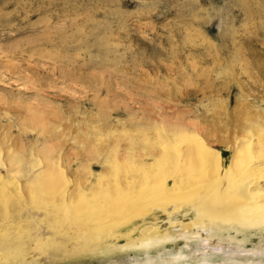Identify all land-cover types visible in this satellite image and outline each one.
<instances>
[{"label":"rangeland","instance_id":"1","mask_svg":"<svg viewBox=\"0 0 264 264\" xmlns=\"http://www.w3.org/2000/svg\"><path fill=\"white\" fill-rule=\"evenodd\" d=\"M232 150L236 168L221 180L212 156L227 164ZM150 151L159 155L152 164L141 157ZM260 151L264 0H0V264L142 261L144 250L130 247L139 240L123 232L155 221L135 215L154 204L178 207L177 221L190 210L194 224L150 255L189 253L197 241L190 250L184 240L197 227L216 230L240 216L233 207ZM103 165L99 179L93 172ZM66 188L68 204L59 197ZM65 214L78 225L56 223L26 255L24 238ZM233 234L199 249L217 252L216 262H264V233Z\"/></svg>","mask_w":264,"mask_h":264},{"label":"bare ground","instance_id":"2","mask_svg":"<svg viewBox=\"0 0 264 264\" xmlns=\"http://www.w3.org/2000/svg\"><path fill=\"white\" fill-rule=\"evenodd\" d=\"M204 144L205 143H203V145ZM209 151H211V150H209ZM237 151L238 150H236V151L232 150L231 151L232 152L230 154L231 157H230V159H229L227 164H223L222 163V157H221V155L219 154L218 151L215 153L214 156H212L213 160L212 159L211 160L213 162L211 160L210 161H211V163H215L216 162L215 164H216V168H217L218 172H216V171L215 172L218 174V176H219V178L221 180H223L224 178H227L226 176L229 177V176L233 175V173H234L233 168H234V166H236L237 157H239V156H237V153H238ZM150 152H153V151H150ZM156 152H158V151L155 150V154H156ZM159 152H161V150H159ZM206 153H205V155H206ZM148 154H149V151H148ZM155 154H154V152L151 153L148 156L143 154V155H141V157H144V156H145V158L149 157L148 160H152L151 161V164H152L153 159L156 158ZM209 154H211V152H208V155ZM253 154H255V152ZM258 155H259L258 158L255 157L253 159H249L250 161H248L249 162L248 172H247L248 179L241 186L242 187L241 196H242V200L243 201L241 202V204L237 205L236 207H233L234 210L239 212L240 216L239 217H235V218L234 217L230 218L231 221H227L226 220L228 222V224L226 226L225 225L223 226V224H222L221 226H218L216 230L213 229V227H212L213 225H211V224L210 225H211L212 229L211 228H203V227L200 228V227H197L198 228L197 233H195V234L191 233L192 236L189 234L191 237H187L184 240L185 241L184 247L187 248V249H190L189 242H191V240L197 241L196 242V244H197L196 247L197 248L195 250L194 249H192V250L190 249L191 251L189 253H185L182 250V247H181V248L178 249L177 252H165V253H159L156 256H151L150 255V250L155 248V247L162 246L165 243H175L177 241V239L180 238V237H177V236L174 235L175 232H179V231L183 230V228H187L189 226H193L194 223H192V222H194V220L192 218H190V216H189V214L191 212L190 210H185L182 213V215L186 216V218L185 219L182 218L183 220H179V221H177V218L175 217L176 213L178 212V210H177L178 207H175V206L167 208V207L161 206V204L158 205V206L156 204H154V206H156V207H154L152 205V206H150L148 208L139 209L137 212H135V215L139 216L142 219H144L146 215H152L153 217H150V218H155V221L151 222V221H148V220H142L141 219L142 223H138L134 227L132 226L133 228L131 227V229H129L126 233L123 232L124 234H127V236H128L127 239L128 240L134 241V242H135V240H139L135 244H131L130 247H132L134 249H138V250H144V254H145V257H144V259L142 261H138L137 260V261H134V262H132L130 264H264V262L259 261L258 259L257 260L255 259L256 261H254V262H253L254 259H252V261L248 260L249 262H245V261L244 262H240V261L231 262L232 260H230V258H228L229 256L224 258V259H222L223 262L222 261L216 262V261H213L212 259L214 258V260H215V257L218 256L217 252H215V251H213V250H211L209 248H204L203 250L199 249L202 245H204V246L207 245V240H209V239H213L214 237L217 238V239H220V238L223 239L224 238L223 237V233H226V236H225L226 240H228L230 242L232 240H237L235 238L234 234L231 235L232 232L237 234V233L241 232L242 230L244 231V230L255 229L256 231L264 233V151H260V153ZM158 156L159 155H157V159H155V161L158 160ZM141 157H140V160H141ZM207 157L209 158V156H207ZM145 161H146V159H145ZM145 161L141 162V164L144 163ZM102 163L105 164L104 162H102ZM146 164H148V163H146ZM149 164H150V162H149ZM174 167H176V166H174ZM88 168H90V167L88 166ZM88 168H87V170H90ZM39 169H42V168H39ZM42 170H37L36 169L30 175L28 174L29 177L25 180L26 182L23 184L24 191L20 187H18V185L16 187L12 185L10 192H11V195L13 196V198H15L17 200H21V198H22L21 190L23 191V193L25 192V193L28 194L30 188H32L34 186V185H32V187H30L31 185L29 186V184H32V183L34 184L35 183L34 179L36 177L40 176L39 174L42 172ZM60 170H62V169H60ZM101 170H103V173L100 172ZM101 170L98 171L97 173L93 172L96 175V177L99 178V179H100L101 176L104 175V171H105L104 170V165H103V168ZM45 172H46V170H45ZM61 172L60 173L62 174V176H64L63 175V173H64L63 170ZM88 172L92 173L91 171H88ZM43 175H44V173H42L41 177H43ZM96 177H95V179H96ZM244 177H245V175H244ZM91 178H93V177H91ZM245 179H246V177H245ZM35 180L37 182V180H39V178L38 179L36 178ZM236 180H238V178ZM178 183L179 182H177L175 184V182H172V184L169 185V188L167 187V189L170 191V188H173ZM27 186H29V187H27ZM3 187L4 188L6 187L7 189L9 188L8 184L7 185L5 184V185L1 186V188H3ZM26 187L29 190L28 189L26 190ZM171 191H173V190H171ZM3 192H4V190H3ZM31 192H33L32 189L30 190V193ZM173 192H175V191H173ZM25 193H24V195H25ZM72 193L73 192H71V189L69 190V189L66 188V189L62 190V192H60V196H59L60 200L63 201L62 203H66V204L70 203L71 199L73 200V197H74L72 195ZM5 194H6V190H5ZM235 199H238V198H235ZM154 202L156 203V201H154ZM70 205H67V206H70ZM195 209H197V208H195ZM153 210L159 211L160 214L164 216V218L160 217L162 219L161 220L159 219V221H157L158 217L155 215V213H153ZM47 212H48V210H47ZM43 214H45V211H41L36 216L39 217V216H42ZM135 215H133V216H135ZM137 216H135V217H137ZM65 218L66 219H64L62 217L59 220L57 219V221L55 220V218L54 219L50 218V219H48L46 221L45 225L43 224L44 226L42 227L43 230L41 232H39L38 234H35V235L26 236L24 238V240H23V244L25 243L26 246L28 247V252H26V255L29 253V249H31V247H33V245L36 244V242L38 243V242H40L42 240H47L48 238L54 236V233H56V226H57L56 223L57 224L63 223V226H65V224H68V222L71 223V224L74 223V222L77 223V221H76L77 219H74V218H72L70 216L66 215ZM65 222H67V223H65ZM60 225L62 226V224H60ZM77 225H78V223H77ZM207 227H208V225H207ZM78 228L80 229V227H78ZM123 233H121L120 235H123ZM85 235L86 234H84V236ZM147 235H148V237L142 238L143 236H147ZM203 235H205V236H203ZM84 236H82V237L84 238ZM125 237H126V235H125ZM120 238H124V237L121 236ZM67 241L68 240H66L65 237L61 238V241L55 243V249L58 250V251L63 249L66 246ZM84 241H86V240L84 239ZM10 242H12V239L9 240V243ZM77 243H78V241H77ZM74 245H72V246H74ZM125 246H126V244L124 245V247H122V249L123 248H127ZM25 250H27V249H25ZM91 251L89 249V252H91ZM256 253H257V251H256ZM260 254H263V253H260ZM24 257L28 258L27 256H24ZM232 257H234V256H232ZM50 258H55L54 252L51 253ZM217 258H219V257H217ZM17 263H18V261H17ZM17 263H15V264H17ZM26 263L27 264H33V263H30V261H28V262L26 261Z\"/></svg>","mask_w":264,"mask_h":264}]
</instances>
